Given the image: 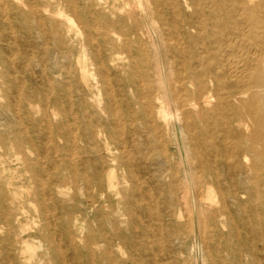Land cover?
Returning a JSON list of instances; mask_svg holds the SVG:
<instances>
[{"label": "bare ground", "instance_id": "bare-ground-1", "mask_svg": "<svg viewBox=\"0 0 264 264\" xmlns=\"http://www.w3.org/2000/svg\"><path fill=\"white\" fill-rule=\"evenodd\" d=\"M0 264H264V0H0Z\"/></svg>", "mask_w": 264, "mask_h": 264}, {"label": "rangeland", "instance_id": "rangeland-1", "mask_svg": "<svg viewBox=\"0 0 264 264\" xmlns=\"http://www.w3.org/2000/svg\"><path fill=\"white\" fill-rule=\"evenodd\" d=\"M80 195H82V191L80 192ZM96 223H94V225H95Z\"/></svg>", "mask_w": 264, "mask_h": 264}]
</instances>
